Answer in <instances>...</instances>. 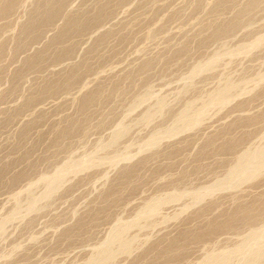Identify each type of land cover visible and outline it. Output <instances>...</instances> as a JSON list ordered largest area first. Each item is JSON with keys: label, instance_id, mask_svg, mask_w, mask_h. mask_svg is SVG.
I'll list each match as a JSON object with an SVG mask.
<instances>
[{"label": "rangeland", "instance_id": "1", "mask_svg": "<svg viewBox=\"0 0 264 264\" xmlns=\"http://www.w3.org/2000/svg\"><path fill=\"white\" fill-rule=\"evenodd\" d=\"M0 264H264V0H0Z\"/></svg>", "mask_w": 264, "mask_h": 264}, {"label": "bare ground", "instance_id": "2", "mask_svg": "<svg viewBox=\"0 0 264 264\" xmlns=\"http://www.w3.org/2000/svg\"><path fill=\"white\" fill-rule=\"evenodd\" d=\"M220 29V28H219ZM241 95V94H240Z\"/></svg>", "mask_w": 264, "mask_h": 264}]
</instances>
